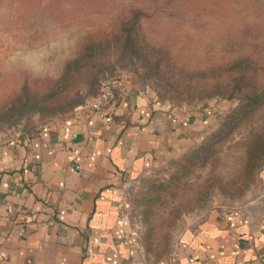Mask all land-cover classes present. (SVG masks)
Wrapping results in <instances>:
<instances>
[{
  "label": "rangeland",
  "instance_id": "374dc122",
  "mask_svg": "<svg viewBox=\"0 0 264 264\" xmlns=\"http://www.w3.org/2000/svg\"><path fill=\"white\" fill-rule=\"evenodd\" d=\"M109 77L211 115L132 187L152 259L212 202L264 190V104L245 106L264 85V0H0V144L74 115Z\"/></svg>",
  "mask_w": 264,
  "mask_h": 264
},
{
  "label": "crops",
  "instance_id": "0c3cea01",
  "mask_svg": "<svg viewBox=\"0 0 264 264\" xmlns=\"http://www.w3.org/2000/svg\"><path fill=\"white\" fill-rule=\"evenodd\" d=\"M206 110L123 79L111 106L0 144V264H157L132 216V187L192 143ZM172 249L182 264H264V190L212 202Z\"/></svg>",
  "mask_w": 264,
  "mask_h": 264
},
{
  "label": "built area",
  "instance_id": "2783aa9c",
  "mask_svg": "<svg viewBox=\"0 0 264 264\" xmlns=\"http://www.w3.org/2000/svg\"><path fill=\"white\" fill-rule=\"evenodd\" d=\"M122 78L120 77H109L102 81L99 92L88 99L83 105L80 106L82 109L88 110H100L105 107L111 106L113 103L115 90L122 84ZM79 168V165H77ZM157 264H182L177 251L172 249L170 253L161 258Z\"/></svg>",
  "mask_w": 264,
  "mask_h": 264
},
{
  "label": "trees",
  "instance_id": "16d2710c",
  "mask_svg": "<svg viewBox=\"0 0 264 264\" xmlns=\"http://www.w3.org/2000/svg\"><path fill=\"white\" fill-rule=\"evenodd\" d=\"M145 14L142 10L139 8L133 9L131 14L129 15V20H125L123 24V29L126 31L125 35V43L126 46L129 47L131 46V41H132V32L136 28V25L138 23V18H140V14ZM264 104V85L260 87L257 91L250 92V94L247 95V102L246 105L247 108L249 107H256L261 106ZM246 108V107H245ZM252 110V109H249Z\"/></svg>",
  "mask_w": 264,
  "mask_h": 264
}]
</instances>
